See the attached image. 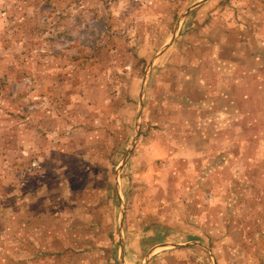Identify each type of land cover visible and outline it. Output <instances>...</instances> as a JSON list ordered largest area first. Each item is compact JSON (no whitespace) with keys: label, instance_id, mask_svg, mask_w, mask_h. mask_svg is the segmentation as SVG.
I'll return each instance as SVG.
<instances>
[{"label":"rangeland","instance_id":"374dc122","mask_svg":"<svg viewBox=\"0 0 264 264\" xmlns=\"http://www.w3.org/2000/svg\"><path fill=\"white\" fill-rule=\"evenodd\" d=\"M200 1L0 0V183L67 227L34 264H264V0Z\"/></svg>","mask_w":264,"mask_h":264},{"label":"crops","instance_id":"0c3cea01","mask_svg":"<svg viewBox=\"0 0 264 264\" xmlns=\"http://www.w3.org/2000/svg\"><path fill=\"white\" fill-rule=\"evenodd\" d=\"M12 188H10L7 185H4L0 183V244H4L5 242H10L11 239H13L14 244L16 248H7L0 250V259L2 260L3 264H34L35 262H39L36 257V254L38 255H49L51 260H54L55 258H61L64 254H60L63 252V242L59 241L57 242V238H61L64 235V232H66L67 227L64 228L63 226V215L64 214H52V213H36L33 209V200L36 196L28 194L26 198V203L28 206L25 207V212H22L19 216L20 219L16 226H13L16 223V212H18V209L20 207H15L13 204L14 202H11V200L14 198H18V202H23V199L20 194L16 195L15 192L12 193ZM45 196V195H44ZM24 198V199H25ZM39 199V198H37ZM13 204V205H12ZM15 218V220H14ZM14 220V221H13ZM8 223H10V228L8 227ZM54 224V228L53 227ZM56 231L60 230V235H56L54 233V230ZM19 231L25 232V234L20 237L18 234ZM33 233H36V236L41 238L40 241H34V246L41 247L46 244V239L50 238L53 240V245L58 243V246L56 249L51 250L48 247L45 249H41V251H37L36 247H34L33 251L31 253L26 254H32L29 256L21 255L18 253L20 252V249L18 245H16L18 239H20L23 243L29 242L31 243L33 240ZM54 238H56L54 240ZM52 245V243H51ZM30 252V251H29ZM51 252H57L50 254ZM24 254V253H22ZM35 256V258H33ZM37 258V259H36ZM43 259V258H42ZM46 259V258H44ZM40 263V262H39ZM51 264H63L60 261H52Z\"/></svg>","mask_w":264,"mask_h":264},{"label":"water","instance_id":"95a60500","mask_svg":"<svg viewBox=\"0 0 264 264\" xmlns=\"http://www.w3.org/2000/svg\"><path fill=\"white\" fill-rule=\"evenodd\" d=\"M203 1H205V0H202V1H200V3H202ZM165 47H167V46H165ZM144 87H143V89H142V100H141V103H142V105H143V96H144V90H145V85H143ZM137 127H139V125H137Z\"/></svg>","mask_w":264,"mask_h":264},{"label":"trees","instance_id":"16d2710c","mask_svg":"<svg viewBox=\"0 0 264 264\" xmlns=\"http://www.w3.org/2000/svg\"><path fill=\"white\" fill-rule=\"evenodd\" d=\"M109 261H111V259L108 258Z\"/></svg>","mask_w":264,"mask_h":264}]
</instances>
